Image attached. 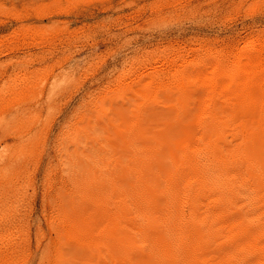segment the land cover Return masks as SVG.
<instances>
[{
	"label": "rangeland",
	"instance_id": "1",
	"mask_svg": "<svg viewBox=\"0 0 264 264\" xmlns=\"http://www.w3.org/2000/svg\"><path fill=\"white\" fill-rule=\"evenodd\" d=\"M257 42L264 0H0V264H109L96 246L106 213L71 190L96 177L122 210L114 187L150 159L156 133L209 113L212 83L230 84ZM73 216L93 232L65 229Z\"/></svg>",
	"mask_w": 264,
	"mask_h": 264
},
{
	"label": "bare ground",
	"instance_id": "2",
	"mask_svg": "<svg viewBox=\"0 0 264 264\" xmlns=\"http://www.w3.org/2000/svg\"><path fill=\"white\" fill-rule=\"evenodd\" d=\"M259 42L242 46L236 61L229 58L234 51L223 52L235 61L225 75H230L231 81L220 85L219 75L212 83L211 89L214 87L219 96L211 100L209 113L206 109L191 113L178 128L169 126L156 133L151 147H146L152 153L150 159L145 153L147 159L132 170V181L123 180L114 187L115 196H122V210L120 205L111 209L105 204L109 193L103 194L95 176L96 184L69 191L77 202L82 199L96 213H106L111 227L99 232L96 246L109 264H264V42ZM173 57L170 59H177ZM175 59L169 62L173 67L179 65ZM162 70L160 74L165 76ZM157 79L154 81L159 82ZM0 125L1 131L5 122ZM5 161V155L0 154V165ZM79 221L73 216L63 222L67 223L65 229L83 238L90 227Z\"/></svg>",
	"mask_w": 264,
	"mask_h": 264
}]
</instances>
